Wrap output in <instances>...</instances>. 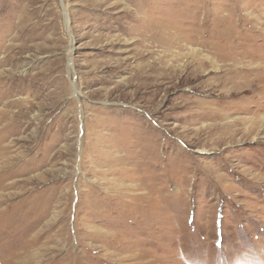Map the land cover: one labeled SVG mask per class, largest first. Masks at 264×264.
Instances as JSON below:
<instances>
[{
    "label": "rangeland",
    "instance_id": "374dc122",
    "mask_svg": "<svg viewBox=\"0 0 264 264\" xmlns=\"http://www.w3.org/2000/svg\"><path fill=\"white\" fill-rule=\"evenodd\" d=\"M263 115L264 0H0V264H264Z\"/></svg>",
    "mask_w": 264,
    "mask_h": 264
},
{
    "label": "bare ground",
    "instance_id": "6f19581e",
    "mask_svg": "<svg viewBox=\"0 0 264 264\" xmlns=\"http://www.w3.org/2000/svg\"><path fill=\"white\" fill-rule=\"evenodd\" d=\"M64 9H65V12H66V21H67V24H68V21H69V17H68V13H67V9H66V7H64ZM204 60V59H203ZM236 60V59H235ZM167 61V60H166ZM202 61V60H201ZM206 61V60H205ZM195 62V61H194ZM194 62H192V63H194ZM204 62V61H203ZM203 62H201L200 63V65H202V66H206V63H203ZM208 63H209V61H208ZM197 64V63H196ZM171 69V68H170ZM187 69V68H186ZM202 69V68H201ZM173 70H174V68H173ZM176 70V69H175ZM168 71H170V70H168ZM244 71V70H243ZM176 73V72H175ZM245 75V74H244ZM250 75V74H249ZM259 75V74H258ZM257 76V75H256ZM246 77V76H245ZM248 78V77H247ZM250 78V77H249ZM244 79V78H243ZM244 82H246V85L248 86V84H251V82L250 81H248L247 79L245 80H243ZM242 81V82H243ZM253 81H254V78H253ZM255 82H256V80H255ZM241 85V84H240ZM240 85H237V87H241ZM260 86V85H259ZM242 89V88H241ZM264 116V115H263ZM257 119V118H256ZM261 123H263V120H251L250 121V123H248L249 124V126L247 127V129L248 130H251V129H253V130H255L256 128H258L259 126H261V125H259V124H261ZM262 125H264V124H262ZM263 127V126H262ZM260 129V128H259ZM257 130V129H256Z\"/></svg>",
    "mask_w": 264,
    "mask_h": 264
}]
</instances>
